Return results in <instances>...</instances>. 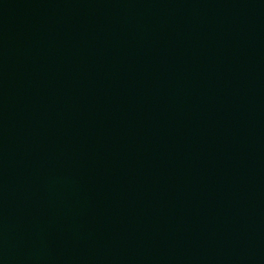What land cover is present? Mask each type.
<instances>
[{
	"label": "water",
	"instance_id": "water-1",
	"mask_svg": "<svg viewBox=\"0 0 264 264\" xmlns=\"http://www.w3.org/2000/svg\"><path fill=\"white\" fill-rule=\"evenodd\" d=\"M0 264H264V0H0Z\"/></svg>",
	"mask_w": 264,
	"mask_h": 264
}]
</instances>
